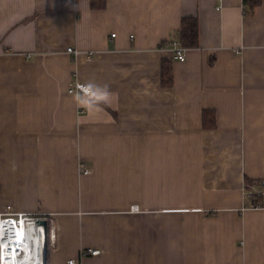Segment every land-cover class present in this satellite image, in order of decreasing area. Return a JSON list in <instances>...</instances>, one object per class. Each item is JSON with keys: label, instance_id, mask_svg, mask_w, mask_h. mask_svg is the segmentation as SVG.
I'll return each mask as SVG.
<instances>
[{"label": "crops", "instance_id": "crops-1", "mask_svg": "<svg viewBox=\"0 0 264 264\" xmlns=\"http://www.w3.org/2000/svg\"><path fill=\"white\" fill-rule=\"evenodd\" d=\"M98 1L0 0V211L47 215V264H264V0Z\"/></svg>", "mask_w": 264, "mask_h": 264}, {"label": "bare ground", "instance_id": "bare-ground-1", "mask_svg": "<svg viewBox=\"0 0 264 264\" xmlns=\"http://www.w3.org/2000/svg\"><path fill=\"white\" fill-rule=\"evenodd\" d=\"M2 238V264H45L47 232L43 225L33 222L28 229L25 224L16 229L7 221L2 225Z\"/></svg>", "mask_w": 264, "mask_h": 264}, {"label": "built area", "instance_id": "built-area-1", "mask_svg": "<svg viewBox=\"0 0 264 264\" xmlns=\"http://www.w3.org/2000/svg\"><path fill=\"white\" fill-rule=\"evenodd\" d=\"M113 37H115V35H112ZM171 47V52L172 55L174 56V59L180 61V62H184L186 60L185 57V52H186V48L182 47L179 43V41H174L170 44ZM67 53L70 55H73L75 58H77L80 54V52L76 49H74L73 47L68 48ZM91 89L90 87L85 84L82 83L81 81H77V80H73V82L70 84L69 89H68V93L72 94V95H83V96H89L91 95ZM90 170L87 169L86 167H82L81 168V173L84 175L90 174ZM47 219V217L43 216V215H29V214H25V213H18L16 211H14V209L11 206H7L5 207L4 210L0 211V252L3 250V244H2V225L4 222L7 221H11L14 224V228H18L22 227L23 224H25L27 226V229L29 227V225L33 222H37L39 220H45ZM48 220V219H47ZM23 223V224H22ZM45 228V227H44ZM46 230V229H45ZM47 232V240H46V251L48 249V243L49 242H54L55 238H56V234H55V229L53 227H50L48 225V229L46 230ZM45 251V252H46ZM22 256H24V253L21 254ZM100 255V251L99 250H95V249H88V250H84L81 253L82 257H88V256H99ZM45 258V256H44ZM2 254L0 255V264H2ZM69 264H80V263H75L73 260L69 261Z\"/></svg>", "mask_w": 264, "mask_h": 264}, {"label": "trees", "instance_id": "trees-1", "mask_svg": "<svg viewBox=\"0 0 264 264\" xmlns=\"http://www.w3.org/2000/svg\"><path fill=\"white\" fill-rule=\"evenodd\" d=\"M246 4L252 3V8L260 5L261 0H244ZM92 3V8L102 10L105 8V0ZM179 43L184 48H196L199 46V24L196 18H186L183 20L182 28L179 32ZM163 86L171 87L173 85V68L172 62H164L162 68ZM209 125L205 124L208 128ZM246 191L253 187V181L246 179ZM247 206L264 207V193L252 192L247 195ZM49 255V254H48Z\"/></svg>", "mask_w": 264, "mask_h": 264}, {"label": "rangeland", "instance_id": "rangeland-1", "mask_svg": "<svg viewBox=\"0 0 264 264\" xmlns=\"http://www.w3.org/2000/svg\"><path fill=\"white\" fill-rule=\"evenodd\" d=\"M261 189H263L264 190V187H260V189H255V188H253L252 187V189H250V191H246L247 192V194H246V196L248 195V194H250V193H252V192H260V191H262ZM29 215H31V214H29ZM34 215H43V216H45V217H47V215H45V214H33L32 216H34ZM47 219H48V221H50L49 220V218L47 217ZM52 242H49L48 243V249H47V256H48V254H49V250H50V247L52 246V244H51ZM51 244V245H50Z\"/></svg>", "mask_w": 264, "mask_h": 264}, {"label": "water", "instance_id": "water-1", "mask_svg": "<svg viewBox=\"0 0 264 264\" xmlns=\"http://www.w3.org/2000/svg\"><path fill=\"white\" fill-rule=\"evenodd\" d=\"M263 187H264V183H263ZM37 223L43 225L46 230L48 229L49 221L47 219L39 220L37 221ZM45 264H47V251L45 252Z\"/></svg>", "mask_w": 264, "mask_h": 264}]
</instances>
